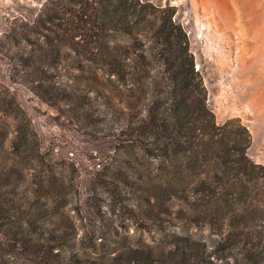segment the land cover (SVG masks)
Returning <instances> with one entry per match:
<instances>
[{
    "label": "rangeland",
    "instance_id": "obj_1",
    "mask_svg": "<svg viewBox=\"0 0 264 264\" xmlns=\"http://www.w3.org/2000/svg\"><path fill=\"white\" fill-rule=\"evenodd\" d=\"M146 1L174 11L188 36L215 121L240 118L252 135L248 155L264 164V0ZM46 2L0 0V85L10 90L30 119L39 152L56 172L48 174L31 159L33 144L19 154L11 152L16 117L1 113L0 160L22 171L17 177L33 204L37 195L28 188L34 181H62L61 214L51 217L47 226L71 228L74 251L96 264L145 260L149 251L157 263L254 264L236 248H217L228 218L219 229L196 224L180 197L155 192L156 161L137 146L121 145L128 117L144 109L149 95L102 69H82L79 64L84 62L79 63L74 52L57 59L56 42L46 45L37 31ZM36 66L45 69V75H27ZM63 89L72 96L62 97ZM168 183L175 188L186 185L172 175ZM116 189L120 195H114ZM134 214L147 226L139 225ZM81 240L90 247H80Z\"/></svg>",
    "mask_w": 264,
    "mask_h": 264
},
{
    "label": "trees",
    "instance_id": "obj_2",
    "mask_svg": "<svg viewBox=\"0 0 264 264\" xmlns=\"http://www.w3.org/2000/svg\"><path fill=\"white\" fill-rule=\"evenodd\" d=\"M173 14L170 6L146 0H47L37 31L46 45L56 42L57 59L74 52L77 61L84 62L79 64L82 69H102L117 82H131L130 88L149 95L144 109L128 117L122 147L137 146L156 161L155 192L180 197L194 223L219 229L228 218L227 232L217 242L220 251L236 248L246 261L264 264V164L248 155L252 135L240 118L215 121L188 36ZM40 50L43 54L42 46ZM45 73L36 66L27 75ZM61 96L72 94L63 89ZM0 113L16 117L11 152L19 154L33 144L31 159L54 175L56 167L40 154L30 119L2 85ZM20 174L0 160V264H96L74 251L71 228L47 226L51 217L61 214L62 181H34L36 185L28 188L37 195L34 205ZM168 175L186 185L175 188ZM102 183L112 192L106 178ZM114 192L120 195L118 189ZM97 213L102 214L98 206ZM78 245L90 247L85 240ZM141 261L181 263H157L149 251L145 260L127 258L119 264H144Z\"/></svg>",
    "mask_w": 264,
    "mask_h": 264
}]
</instances>
